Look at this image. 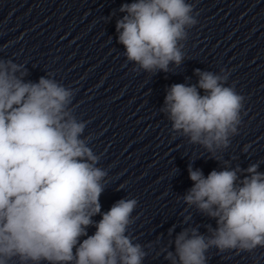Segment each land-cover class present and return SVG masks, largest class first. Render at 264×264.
<instances>
[{
  "label": "clouds",
  "instance_id": "obj_1",
  "mask_svg": "<svg viewBox=\"0 0 264 264\" xmlns=\"http://www.w3.org/2000/svg\"><path fill=\"white\" fill-rule=\"evenodd\" d=\"M119 11L125 14L116 32L127 61L153 74L182 63L181 42L197 24L188 0H133ZM220 73L196 69L198 83L172 84L161 109L173 133L213 159L238 133L245 99L226 86L228 73ZM26 75L21 65L0 59V264H143L147 253L128 234L137 200L120 199L101 213L108 173L84 135L87 122L74 114V91L51 77L33 82ZM259 167L225 166L205 176L189 165L193 183L183 201L216 226H207L208 235L184 228L169 242L173 250L161 249L165 260L207 264L212 248L264 247Z\"/></svg>",
  "mask_w": 264,
  "mask_h": 264
}]
</instances>
